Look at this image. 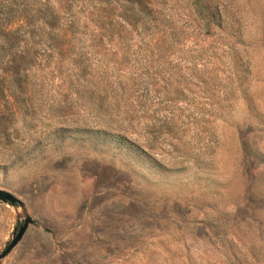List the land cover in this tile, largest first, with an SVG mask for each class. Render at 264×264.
Listing matches in <instances>:
<instances>
[{
	"label": "rangeland",
	"instance_id": "374dc122",
	"mask_svg": "<svg viewBox=\"0 0 264 264\" xmlns=\"http://www.w3.org/2000/svg\"><path fill=\"white\" fill-rule=\"evenodd\" d=\"M0 264H264V0H0Z\"/></svg>",
	"mask_w": 264,
	"mask_h": 264
},
{
	"label": "water",
	"instance_id": "95a60500",
	"mask_svg": "<svg viewBox=\"0 0 264 264\" xmlns=\"http://www.w3.org/2000/svg\"><path fill=\"white\" fill-rule=\"evenodd\" d=\"M0 202L8 204L10 206H20L21 202L10 192L0 189ZM31 223V219L25 216L17 228L13 229L12 237L4 246L0 252V258L4 257L10 252V250L19 242L22 235L24 234L27 226Z\"/></svg>",
	"mask_w": 264,
	"mask_h": 264
}]
</instances>
